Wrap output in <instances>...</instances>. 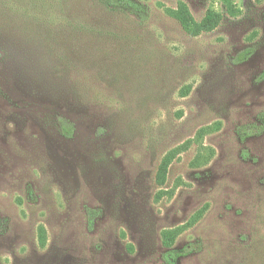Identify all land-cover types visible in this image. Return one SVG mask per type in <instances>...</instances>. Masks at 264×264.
Segmentation results:
<instances>
[{"label":"rangeland","instance_id":"obj_1","mask_svg":"<svg viewBox=\"0 0 264 264\" xmlns=\"http://www.w3.org/2000/svg\"><path fill=\"white\" fill-rule=\"evenodd\" d=\"M133 1L0 0V264H167L175 229L176 264L264 256V2ZM180 2L225 18L191 37Z\"/></svg>","mask_w":264,"mask_h":264},{"label":"trees","instance_id":"obj_2","mask_svg":"<svg viewBox=\"0 0 264 264\" xmlns=\"http://www.w3.org/2000/svg\"><path fill=\"white\" fill-rule=\"evenodd\" d=\"M106 7L113 10H124L132 13H142V8L133 0H100ZM225 9L226 15L236 18L240 16L241 10L237 7V0H221ZM264 2V0H261ZM166 12L174 18L183 28V30L191 37H199L203 34H208L215 31L225 18L224 12L210 9L205 16L197 21L192 15L188 6L180 2L176 9H167ZM249 51L244 52L238 57L239 61H244L249 57ZM60 130L64 136L71 138L74 134V125L65 118H60L58 121ZM264 132V125L253 126L241 132L242 140L258 136ZM176 157L175 153L168 154L159 165L156 182L162 187L166 184L169 167ZM96 211L88 212L89 224L93 225ZM7 220L0 217V234L7 229ZM181 229L164 231L162 234L163 245L167 249L164 259L167 264H176L180 258L187 257L194 253L197 249L196 245L191 244L182 249H173L177 237L181 234ZM257 264H264V256H262Z\"/></svg>","mask_w":264,"mask_h":264}]
</instances>
